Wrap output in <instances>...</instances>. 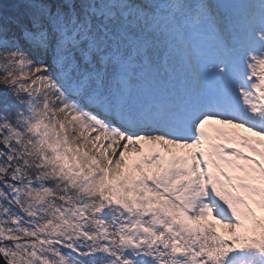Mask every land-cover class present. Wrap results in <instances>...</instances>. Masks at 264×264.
I'll list each match as a JSON object with an SVG mask.
<instances>
[{"label":"snow or ice","instance_id":"6c2138e0","mask_svg":"<svg viewBox=\"0 0 264 264\" xmlns=\"http://www.w3.org/2000/svg\"><path fill=\"white\" fill-rule=\"evenodd\" d=\"M0 261L264 264V0H0Z\"/></svg>","mask_w":264,"mask_h":264},{"label":"bare ground","instance_id":"6f19581e","mask_svg":"<svg viewBox=\"0 0 264 264\" xmlns=\"http://www.w3.org/2000/svg\"><path fill=\"white\" fill-rule=\"evenodd\" d=\"M220 127H230V126H225V125H219ZM239 131H242V132H244V131H246V130H243V129H239ZM248 135H253L252 133H247ZM179 154H182L183 152H185V151H187L186 149H184V150H181V149H177L176 150ZM133 154H135V153H133ZM223 231H224V229H223ZM226 231V230H225Z\"/></svg>","mask_w":264,"mask_h":264},{"label":"trees","instance_id":"16d2710c","mask_svg":"<svg viewBox=\"0 0 264 264\" xmlns=\"http://www.w3.org/2000/svg\"><path fill=\"white\" fill-rule=\"evenodd\" d=\"M5 7H9L11 5L12 0H3Z\"/></svg>","mask_w":264,"mask_h":264},{"label":"rangeland","instance_id":"374dc122","mask_svg":"<svg viewBox=\"0 0 264 264\" xmlns=\"http://www.w3.org/2000/svg\"><path fill=\"white\" fill-rule=\"evenodd\" d=\"M133 155H135V154H133ZM221 231H223V229H220ZM225 231V230H224Z\"/></svg>","mask_w":264,"mask_h":264},{"label":"water","instance_id":"95a60500","mask_svg":"<svg viewBox=\"0 0 264 264\" xmlns=\"http://www.w3.org/2000/svg\"><path fill=\"white\" fill-rule=\"evenodd\" d=\"M0 264H2V261H0Z\"/></svg>","mask_w":264,"mask_h":264}]
</instances>
